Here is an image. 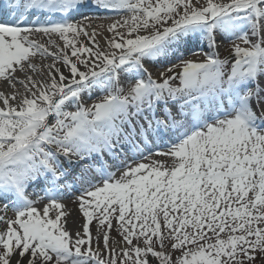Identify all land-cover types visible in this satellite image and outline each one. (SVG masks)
<instances>
[{"label":"snow or ice","instance_id":"1","mask_svg":"<svg viewBox=\"0 0 264 264\" xmlns=\"http://www.w3.org/2000/svg\"><path fill=\"white\" fill-rule=\"evenodd\" d=\"M0 80V264H264V0H0Z\"/></svg>","mask_w":264,"mask_h":264},{"label":"bare ground","instance_id":"2","mask_svg":"<svg viewBox=\"0 0 264 264\" xmlns=\"http://www.w3.org/2000/svg\"><path fill=\"white\" fill-rule=\"evenodd\" d=\"M101 15H104V16H112L113 19H117L118 17L115 16L114 13H101ZM112 20H109V19H104V20H96L94 21L93 23L94 24H99V23H104L105 25H107L108 23H111ZM99 31V30H98ZM109 35L108 33H103V36H107ZM103 36L101 35H98L96 37V40L99 42V44L101 46H104L105 44V41L103 39ZM41 43H45L47 45V40L48 38L47 37H44V36H37L36 37ZM82 40L84 39L83 37L81 38ZM62 44V42H60ZM85 43L88 44V46H92L91 42L90 41H86L85 40ZM226 44L227 46V49L228 51L230 50V44L228 42H223ZM50 47V46H49ZM206 50V48H205ZM69 51V55H70V50ZM87 55V54H85ZM188 58H191V59H198V57H195V56H191L189 55ZM203 57H199V59H202ZM75 59V58H73ZM53 61L51 58H42L40 57L39 55H37L35 58H33V63L37 65V71L33 72L31 70H29L27 72V76H31L33 80H41L42 79V76L39 74L42 70H43V66L44 65H47V64H51ZM57 66L58 67H61V70L62 71H65L66 72V69H64L59 63H57ZM146 67H148L149 71H151L153 73V77L158 74L159 72V68L157 66H154L152 64H146ZM16 75L18 77H20L21 79H24L25 78V75L20 73L19 71L16 73ZM45 78H46V73H45ZM24 88L20 85V84H17L16 87H15V90L10 87L6 82H4L3 80H0V92H4L5 94H11L13 91H16L17 93H23L24 91ZM100 95H102L101 93H95L93 96L94 98L92 97V99H88V102L90 101H97L100 97ZM19 99V97H18ZM10 103H16L14 101H10ZM0 106H2V103H0ZM253 107H255V103H253ZM156 150H160V151H163L165 150L162 146L157 149V148H153V151H156ZM155 156H153L152 158H154ZM164 158V157H163ZM110 162H112L111 160H109ZM146 161V160H145ZM115 170V169H113ZM78 171V169H77ZM117 175H119V172H117ZM31 191V190H30ZM80 195V190L77 189L75 192H74V195L72 196L71 193H67V194H64L63 197L61 198L60 200V203L64 204L66 207L64 210H69L71 209V207H73V205H76L77 207H79V201L76 200V197ZM33 199H35L34 196H32ZM44 203H47L46 200L36 204L35 206L37 208H42L43 207V204ZM2 208V207H0ZM11 211L13 212L14 214V211L9 209L8 212ZM0 215H5V213L0 210ZM8 218L10 217L8 214L6 215ZM66 221V223H65ZM63 223H64V227L66 228V230H68L71 234H75L77 231H81L82 232V228L81 226H79L75 220V216L71 215V216H68V217H65L63 219ZM0 224H2V222H0ZM96 228L97 226L95 227H92L90 228V232L91 233H94L92 234L93 238H95V234H96ZM115 235V233H113ZM111 242H112V239H110V245H111ZM101 244H102V239H101ZM93 246H95V239H93Z\"/></svg>","mask_w":264,"mask_h":264},{"label":"rangeland","instance_id":"3","mask_svg":"<svg viewBox=\"0 0 264 264\" xmlns=\"http://www.w3.org/2000/svg\"><path fill=\"white\" fill-rule=\"evenodd\" d=\"M223 50H226V52H224V53H222L223 52ZM219 54H221L220 56H221V58H224L225 56H227V55H229V51H228V49H227V46H226V44L224 45V46H220V50H219ZM154 78H158V74H156L155 76H154ZM24 91V90H23ZM93 98H94V96H93ZM94 102H96V101H90V102H88V100H86V103L88 104V105H91V104H93ZM72 110H74V108L72 109ZM51 119V118H50ZM152 159H156V160H164L165 158H163V157H158V156H155L154 158H152ZM144 163H148V161L146 160V161H143ZM72 195H74V193H72ZM67 214L62 218V223H63V219L65 218V217H68V216H71V215H73V216H75V220H76V222H77V224L79 225V226H81V228H82V225H83V223L85 222V218L83 217V214L80 212V209H79V207H77L76 205H73V207H71V209H69V210H64ZM9 215L10 217L9 218H14V214H13V212H8L7 211V213H6V215ZM50 215H53L54 216V213H50ZM113 225H114V228H113V230L112 231H110V239H115V240H119L120 239V237H119V235H118V233L115 231V221H113ZM95 226H97V220L94 218L93 219V221H92V223L90 224V228H92V227H95ZM5 227V225L2 223V224H0V230H2L3 228ZM113 233H115V235L113 234ZM91 234H94V233H91ZM96 235V234H95ZM111 246V245H110ZM101 247H102V244H101ZM258 255V260H257V264H259V255L260 254H257ZM38 264H39V262H38ZM153 264H157V262H155V261H153Z\"/></svg>","mask_w":264,"mask_h":264}]
</instances>
